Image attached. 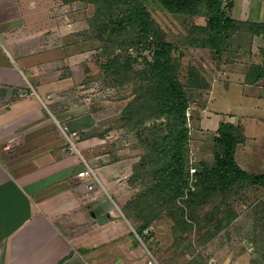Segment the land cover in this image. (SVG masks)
Here are the masks:
<instances>
[{
  "label": "crops",
  "instance_id": "1",
  "mask_svg": "<svg viewBox=\"0 0 264 264\" xmlns=\"http://www.w3.org/2000/svg\"><path fill=\"white\" fill-rule=\"evenodd\" d=\"M59 1L30 3L48 14L42 27L26 23L20 10L0 20V32L20 57L49 55L22 65L0 47V264H146L120 209L132 193L119 205L96 172L100 183L93 189L78 176L89 164L105 181L121 184L119 163L103 164L104 155L92 153L97 136H76L71 147L73 133H89L98 121L84 101L66 103L72 45L69 5ZM240 19L264 21L261 13Z\"/></svg>",
  "mask_w": 264,
  "mask_h": 264
},
{
  "label": "trees",
  "instance_id": "2",
  "mask_svg": "<svg viewBox=\"0 0 264 264\" xmlns=\"http://www.w3.org/2000/svg\"><path fill=\"white\" fill-rule=\"evenodd\" d=\"M64 1H83L94 6L84 33L101 44L99 56L104 59L99 76L105 87L127 86L129 90L116 127L135 135L141 154L128 178L138 191L122 212L141 236L152 222L166 217L172 223L174 237L180 239L210 223V213L205 212L208 205L215 203L214 210L219 211L239 190L264 188V172H249L237 162V149L247 137L241 125L230 121L222 120L218 125L213 138V160L198 162L191 173L187 115L191 93L211 90L212 83L202 69L184 65L177 55L178 45L168 39L144 0ZM158 1L168 12L183 18L190 46L209 49L218 63L227 67L245 59L244 82L259 85L264 80V61L249 58L255 55V38L264 36V21L232 17L233 0ZM196 16L204 17L206 23L196 24ZM259 54L264 57V45ZM93 136L103 138L105 134L89 132L77 135V139ZM225 213L228 216L210 225L207 233L226 218L236 217L231 208ZM213 233L212 236L216 234Z\"/></svg>",
  "mask_w": 264,
  "mask_h": 264
},
{
  "label": "rangeland",
  "instance_id": "3",
  "mask_svg": "<svg viewBox=\"0 0 264 264\" xmlns=\"http://www.w3.org/2000/svg\"><path fill=\"white\" fill-rule=\"evenodd\" d=\"M32 1L28 0L27 3L26 0H0V20L9 16L5 14L20 10L26 23H38L39 27L45 26L48 14L31 10ZM61 1L69 5L68 13L65 14L70 26L69 39L72 45L70 67H65V71L69 70L72 77L70 84L72 94L69 102L66 103L77 105L80 99L81 102L86 103L88 111L93 114L95 112L98 126L88 132H104L105 137L97 136L100 144L93 146L92 153L104 155L105 160L100 159L103 164L113 161L119 163V173L122 177L120 176L118 180L121 184H110L104 180L102 171L96 168L95 172L100 176L108 194L120 205L128 198V191L132 193L128 201L138 191L137 187L129 183L128 178L133 164L141 154L135 135L116 127L119 114L128 100L125 97L129 96V90L127 86L105 87L102 77L99 76L100 63L104 59L99 56L101 44L93 39L91 34L84 33L88 27V19L94 14V6L83 1L70 3ZM144 1L166 30L168 39L178 45L177 55L181 56L184 65H193L202 69L212 83L211 90L191 93L192 103L187 113L191 130V169L196 170V164L200 161L213 160V138L218 125L221 120H231L230 122L241 125L247 137L246 143L239 145L237 149V162L249 172H264V80L258 89L255 88L258 85L246 84L244 82L247 69L245 59L236 64H229L228 67L225 64H219L218 58L209 49L189 45L185 38L186 28L183 18L168 12L158 0ZM233 1L232 17L253 18L254 14L261 13L264 20V0H251L256 3L254 7L252 4L250 6V0ZM193 21L199 25L206 23V19L202 16H196ZM263 45L264 36L255 38L252 46L255 55L249 56L252 58L250 61H264V57L259 54V48ZM0 47L9 50L22 65L23 59L35 62L49 56L39 53L29 55L28 58L20 57L14 45H10L7 35L1 32ZM27 74L31 79L29 73ZM31 81H34L33 78ZM204 118L209 119L200 124ZM109 128L113 130L107 132ZM77 134L73 133L71 138L76 139ZM74 145V141L71 140L72 149L76 147ZM90 166L93 168L92 165ZM106 168L109 169V167ZM215 202L219 203V200ZM226 204V208L222 207L219 211L214 210L215 203L208 205L205 212L210 213L208 215L210 223L204 229H194L180 239L174 237L171 230L172 223L166 217L152 222L145 229L148 230V234L143 236L128 221L126 226L132 233L128 236L129 240L135 241L134 246L144 258L148 257L147 249H149L156 256L159 264H252L253 261L264 264V221L262 219L264 188L257 186L243 188L229 197ZM124 205L120 206V209ZM228 208L236 213V217L226 218L222 224H218L217 228L212 227L213 232L216 233L214 236H212L213 232H210L211 235L207 233L210 225L223 216H228L225 213ZM135 231L143 238L142 241L138 239ZM138 261L139 264H143L142 260Z\"/></svg>",
  "mask_w": 264,
  "mask_h": 264
},
{
  "label": "built area",
  "instance_id": "4",
  "mask_svg": "<svg viewBox=\"0 0 264 264\" xmlns=\"http://www.w3.org/2000/svg\"><path fill=\"white\" fill-rule=\"evenodd\" d=\"M194 172H195V169L192 168L191 169V173H194ZM78 176L83 178V179H87V181L89 182V186L88 187L90 189H93L96 184L100 183L98 177L96 176V173H95L94 169L89 164H86V168L83 169L82 171H80L78 173ZM135 233H136V231H135ZM144 234L147 235L148 234V230H145ZM136 235H137L138 239L140 241H142L143 238H141V236L139 234H137V233H136ZM146 264H159V262L157 261L156 256L150 250H148V260H147Z\"/></svg>",
  "mask_w": 264,
  "mask_h": 264
}]
</instances>
